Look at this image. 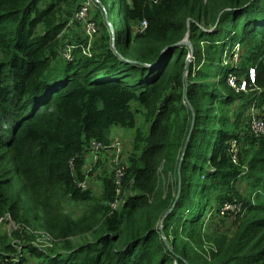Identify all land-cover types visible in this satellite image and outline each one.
Segmentation results:
<instances>
[{
    "label": "trees",
    "instance_id": "obj_1",
    "mask_svg": "<svg viewBox=\"0 0 264 264\" xmlns=\"http://www.w3.org/2000/svg\"><path fill=\"white\" fill-rule=\"evenodd\" d=\"M100 2L90 45L71 35L83 0H0V264H264V0ZM114 126L132 132L122 180L106 150L83 189Z\"/></svg>",
    "mask_w": 264,
    "mask_h": 264
},
{
    "label": "rangeland",
    "instance_id": "obj_2",
    "mask_svg": "<svg viewBox=\"0 0 264 264\" xmlns=\"http://www.w3.org/2000/svg\"><path fill=\"white\" fill-rule=\"evenodd\" d=\"M82 7H86L87 8V12L84 15V18L82 19V21H80L81 23H79V25H77L76 27H74L71 35L74 34H79L80 36H84L85 34H87V32H91L93 35H90V38L87 40L90 45L91 43H93V41L96 38H100L101 34H102V30L99 24V21H97L98 18V14L101 15L102 11L104 10V6L103 4L100 2V0H85V4H82ZM121 14V9L117 8V12H116V17H117V23L118 25L122 28L125 25L122 23V21L124 20L123 17L120 16ZM97 17V18H96ZM99 19V18H98ZM112 35L115 34L114 29H110ZM187 39V38H186ZM186 43L190 44V41L187 39ZM77 47V45L73 46V45H67L66 49H70L71 50V55L74 59L73 56V49ZM91 48V47H90ZM90 48L86 49L83 53L85 55H92V52L90 50ZM234 49H236L238 51L239 49V45H236L234 47ZM233 49V50H234ZM66 53L64 54V57L66 58ZM189 62L192 60L193 56L189 55ZM236 60V58H235ZM241 89V88H240ZM245 91V90H244ZM264 108L258 107V105H254L252 104L251 107L248 110V117H249V126L250 129L253 133L255 134H261V132H258L256 130V125H255V119H263L264 120ZM139 125L142 127H144V120L143 118H139ZM239 127H244L246 128L245 125V121H243L242 123L239 124ZM110 144L108 145L109 148L108 149H101L98 148L97 144H93V141L90 145V147L88 148V151L86 153V165H85V179L87 181V187L91 185V187L93 188V190L97 193L101 191V183L98 179H96L94 176L92 177V172L95 171V165L100 162V169L98 171H95L97 176L99 173H103L104 172V168L105 163H107V154H106V150H108V153L110 155H113V163H114V159H117V156L120 154L121 157V162L122 160L125 158V156H127L128 152L130 151V147H131V143H132V132L122 128V127H118V126H114L110 129ZM238 144V143H237ZM235 144L236 147H238L239 150V144L237 145ZM120 148V153H118V150ZM114 163L115 164V169L120 168L121 165L123 163ZM117 176H120V173H117ZM228 205H230V202L225 203L221 206V208H216V207H209V211L206 213V218L204 219L205 223L208 225L209 224H213L215 226V220H212V216L213 215H217V216H223L225 213H222V209H226L228 207ZM233 205V204H232ZM70 209H72V211L74 212V214H79L81 213V205H76L75 203L73 205H70ZM233 207H235L233 205ZM224 211H228L227 215H229V212H233L232 210H224ZM231 216V215H229ZM227 217V216H225ZM15 224L14 222H9L7 224L3 225V232H9L12 233L15 230ZM215 229H210L209 232L212 233V231H214ZM208 232V231H207ZM45 237V236H44ZM40 238V237H39ZM46 238V237H45ZM41 242H44V238L40 239Z\"/></svg>",
    "mask_w": 264,
    "mask_h": 264
},
{
    "label": "built area",
    "instance_id": "obj_3",
    "mask_svg": "<svg viewBox=\"0 0 264 264\" xmlns=\"http://www.w3.org/2000/svg\"><path fill=\"white\" fill-rule=\"evenodd\" d=\"M83 5L85 4V0H83V3H82ZM86 12H87V8L86 7H82L81 6V8H80V10L76 13V15H75V18L78 20V21H82V19L84 18V15L86 14ZM146 26H147V22L146 21H143V23L141 24V26H139L138 27V31L139 32H143L144 31V29L146 28ZM87 34H88V36H89V38H90V35L92 36L93 34L91 33V32H87ZM66 58L67 59H71L72 60V55H71V50L70 49H66ZM250 78H251V80H252V85L255 83V80H256V69L255 68H251L250 69ZM230 83L234 86V87H237V78H235V77H230ZM247 82H243L242 83V85H241V90H247ZM255 125H256V130L258 131V132H261V133H264V120L263 119H255ZM93 144H97L98 146V148H101V149H108L109 148V146L108 145H105V144H103L102 142H99V141H97V140H94L93 141ZM235 144H237V141H234L233 142V144H232V148H231V152H232V154H233V156H234V159H235V161H236V154H237V152H238V147H236L235 146ZM238 145V144H237ZM118 153H120V148H119V150H118ZM121 162V157H120V154L117 156V159H114V163H120ZM121 163H123L122 165H121V167L120 168H117L116 169V179H117V182L118 183H120L121 182V180H122V177H123V175H124V171H125V158L122 160V162ZM97 165V164H96ZM95 165V166H96ZM117 173H120V176H117ZM79 186L80 187H82L83 189H86L87 188V181H86V179L83 181V182H80L79 183ZM119 203H120V199H117L113 204H112V207L114 208V209H116L117 208V206L119 205ZM228 203V202H227ZM235 206V207H233V205ZM242 207V205H236V204H234V203H230V205H228V207L226 208V209H224V210H232V211H236L237 209H240ZM223 209H222V213H225V212H227V211H224Z\"/></svg>",
    "mask_w": 264,
    "mask_h": 264
},
{
    "label": "water",
    "instance_id": "obj_4",
    "mask_svg": "<svg viewBox=\"0 0 264 264\" xmlns=\"http://www.w3.org/2000/svg\"><path fill=\"white\" fill-rule=\"evenodd\" d=\"M187 39H188V37H187ZM187 39H185L183 42H184V43H186V42H187V41H186ZM191 49H193V47H192V46H191ZM186 82H187V80H186Z\"/></svg>",
    "mask_w": 264,
    "mask_h": 264
}]
</instances>
